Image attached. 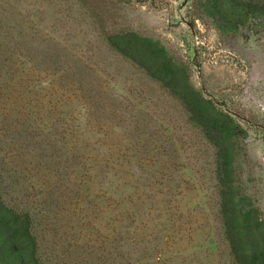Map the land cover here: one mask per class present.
<instances>
[{
    "label": "rangeland",
    "instance_id": "1",
    "mask_svg": "<svg viewBox=\"0 0 264 264\" xmlns=\"http://www.w3.org/2000/svg\"><path fill=\"white\" fill-rule=\"evenodd\" d=\"M205 3L0 0V198L30 215L40 264H233L220 139L115 34L161 48L238 127L224 142L235 201L264 232V20L221 30Z\"/></svg>",
    "mask_w": 264,
    "mask_h": 264
},
{
    "label": "trees",
    "instance_id": "2",
    "mask_svg": "<svg viewBox=\"0 0 264 264\" xmlns=\"http://www.w3.org/2000/svg\"><path fill=\"white\" fill-rule=\"evenodd\" d=\"M207 14L221 30H236L247 19L264 20V0L254 3L244 0H206ZM109 45L121 56L134 62L153 80L161 84L186 108L191 120L208 135L219 138L217 195L223 236L227 242L233 264H264V232L256 208L241 210L235 201L230 161L225 138L240 132L232 120L215 111L179 75L177 69L164 56L163 50L142 40L133 33L107 37ZM228 140V139H227ZM252 215V216H251ZM31 217L7 207L0 198V264H40L37 243L31 230Z\"/></svg>",
    "mask_w": 264,
    "mask_h": 264
}]
</instances>
